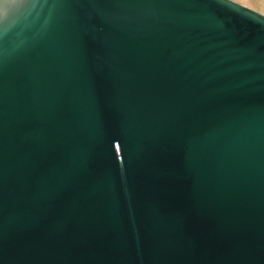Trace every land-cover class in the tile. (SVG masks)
Returning a JSON list of instances; mask_svg holds the SVG:
<instances>
[{"label": "water", "instance_id": "95a60500", "mask_svg": "<svg viewBox=\"0 0 264 264\" xmlns=\"http://www.w3.org/2000/svg\"><path fill=\"white\" fill-rule=\"evenodd\" d=\"M0 264H264V13L0 0Z\"/></svg>", "mask_w": 264, "mask_h": 264}, {"label": "crops", "instance_id": "0c3cea01", "mask_svg": "<svg viewBox=\"0 0 264 264\" xmlns=\"http://www.w3.org/2000/svg\"><path fill=\"white\" fill-rule=\"evenodd\" d=\"M242 3L245 6H250L251 8L264 13V0H235Z\"/></svg>", "mask_w": 264, "mask_h": 264}]
</instances>
